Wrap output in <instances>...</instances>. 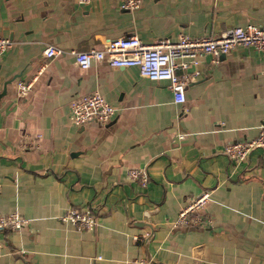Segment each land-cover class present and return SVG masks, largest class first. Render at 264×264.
Instances as JSON below:
<instances>
[{
    "label": "crops",
    "instance_id": "0c3cea01",
    "mask_svg": "<svg viewBox=\"0 0 264 264\" xmlns=\"http://www.w3.org/2000/svg\"><path fill=\"white\" fill-rule=\"evenodd\" d=\"M262 21L264 0H142L135 11L120 0H0V35L13 41L0 60V212L28 220L0 232V264H264V148L238 165L223 151L264 123V49L204 55L183 103L136 66L81 69L68 53ZM50 44L65 53L44 56ZM19 79H33L25 96ZM94 92L115 116L73 124L70 101ZM129 168H146L148 184ZM204 190L211 223L174 227ZM73 207L92 208L96 228L63 221Z\"/></svg>",
    "mask_w": 264,
    "mask_h": 264
},
{
    "label": "built area",
    "instance_id": "2783aa9c",
    "mask_svg": "<svg viewBox=\"0 0 264 264\" xmlns=\"http://www.w3.org/2000/svg\"><path fill=\"white\" fill-rule=\"evenodd\" d=\"M90 1L78 0L81 4H88ZM141 1L120 0V7L135 11L140 7ZM12 45V40L0 35V60L4 51ZM237 45L256 50L264 49V21L234 26L219 34L205 36H190L181 32L174 40L162 38L151 43H146L135 35L124 36L109 40L102 48L72 49L68 53L73 55L75 64L81 69L102 62L114 67L136 66L142 76L151 80L166 81L173 101L183 103L186 99V84L199 73L198 66L201 58L209 54L212 61L217 62L222 54L228 53ZM64 53L62 48L52 44L43 51L46 57ZM32 86L33 79H19L16 82L18 95H27ZM69 109L71 121L77 126L89 123L107 125L116 114L115 106L106 101L98 92L73 98L70 101ZM258 147L264 148V123L259 126L256 137L227 143L223 151L234 165H238L246 160L253 149ZM127 176L144 187L150 180L146 168H129ZM209 199L210 192L208 190L189 199L186 205L180 209L173 226L209 225L211 219L201 212ZM61 219L71 222L78 229L91 231L98 224L97 216L90 207L85 209L73 207L61 216ZM27 222L28 220L17 211L0 212V232L20 230ZM96 258L101 259L100 256ZM139 262L140 264H149V261L143 259Z\"/></svg>",
    "mask_w": 264,
    "mask_h": 264
},
{
    "label": "water",
    "instance_id": "95a60500",
    "mask_svg": "<svg viewBox=\"0 0 264 264\" xmlns=\"http://www.w3.org/2000/svg\"><path fill=\"white\" fill-rule=\"evenodd\" d=\"M221 56H224V54H222ZM6 92V88L4 87V89L0 92V99L2 98V96L5 94ZM149 237V236H148ZM148 239V238H147ZM17 256L22 258V254L20 252L16 253ZM27 264H30L28 260H25Z\"/></svg>",
    "mask_w": 264,
    "mask_h": 264
}]
</instances>
